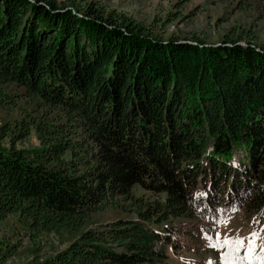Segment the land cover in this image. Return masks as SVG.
Returning a JSON list of instances; mask_svg holds the SVG:
<instances>
[{"label": "trees", "instance_id": "16d2710c", "mask_svg": "<svg viewBox=\"0 0 264 264\" xmlns=\"http://www.w3.org/2000/svg\"><path fill=\"white\" fill-rule=\"evenodd\" d=\"M28 97L44 110L0 125V218L59 234L136 205L35 264H168L170 218L197 241L239 210L264 219L263 48L162 39L94 2L0 0V109ZM30 128L40 146L18 148ZM137 184L161 197L144 205Z\"/></svg>", "mask_w": 264, "mask_h": 264}, {"label": "rangeland", "instance_id": "374dc122", "mask_svg": "<svg viewBox=\"0 0 264 264\" xmlns=\"http://www.w3.org/2000/svg\"><path fill=\"white\" fill-rule=\"evenodd\" d=\"M60 7H83L88 2L97 3L106 10L125 13L146 31L162 39L170 35L181 39L215 45L223 39L251 42L264 49V0H54ZM37 98H18L16 104L0 109V125L14 126L28 117H36L44 108ZM41 106V107H40ZM41 112H37L39 110ZM31 117V118H32ZM29 135L16 142L18 148H37L40 142L33 128ZM5 142L8 141L6 138ZM132 194L146 201L161 195L145 191L134 185ZM113 202V201H112ZM131 200L114 199L102 210L91 213L76 231L59 234L45 230H32L21 222L16 214L0 218V264H35L45 257L65 248L71 240L87 227L116 218L134 217L136 205ZM194 219L170 218L166 224L176 232L179 246L168 249V264H264V219L247 215L239 210L228 219L207 226V233L200 241L192 237ZM193 231L188 235L184 230ZM253 233L257 235L252 236ZM212 238L211 240L209 238ZM176 238V239H177ZM243 241L235 250L232 246L212 247L211 243L223 244L225 239ZM253 248L249 254V243ZM262 258V259H258Z\"/></svg>", "mask_w": 264, "mask_h": 264}, {"label": "snow or ice", "instance_id": "6c2138e0", "mask_svg": "<svg viewBox=\"0 0 264 264\" xmlns=\"http://www.w3.org/2000/svg\"><path fill=\"white\" fill-rule=\"evenodd\" d=\"M257 234L256 233H253L252 236L255 237ZM210 240L212 239L211 237L209 238ZM225 245H228V246H232L235 250H238L239 247L243 246V241L239 240V239H236V240H230V239H225L223 241V244H219V243H216V242H213L211 243L210 246L212 247H224ZM252 248H253V243L250 242L249 243V254L251 253L252 251ZM258 259H262V258H258Z\"/></svg>", "mask_w": 264, "mask_h": 264}]
</instances>
